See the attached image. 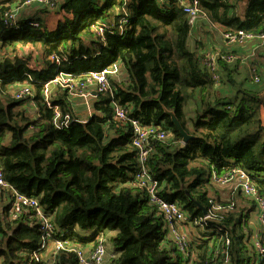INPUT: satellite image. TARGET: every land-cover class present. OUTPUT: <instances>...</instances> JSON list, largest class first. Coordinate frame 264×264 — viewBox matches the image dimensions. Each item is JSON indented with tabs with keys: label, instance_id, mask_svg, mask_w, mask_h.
<instances>
[{
	"label": "trees",
	"instance_id": "16d2710c",
	"mask_svg": "<svg viewBox=\"0 0 264 264\" xmlns=\"http://www.w3.org/2000/svg\"><path fill=\"white\" fill-rule=\"evenodd\" d=\"M25 1L0 0V166L5 181L36 198L58 234L66 233L75 247L106 235L104 264H264L254 243L263 230L256 201L247 199L238 183L231 200L213 184L214 173L243 171L264 199L260 72L241 69L239 56L232 63L220 58L216 80L179 0L164 5L157 0H58L53 10L27 7ZM200 1L203 16L225 31L264 33V0ZM11 11L19 15L8 20ZM53 12L63 17L51 29ZM126 14L130 23L120 35ZM96 21L111 27L113 34L106 33L105 41L92 31ZM228 53L234 54L226 48L221 52ZM116 63L119 76L110 80V92L94 91L88 119L77 109L80 96L61 83L48 93L59 116L46 106L44 84L61 72L83 76ZM25 83L33 94L18 100L15 92ZM117 106L129 120L168 134L166 140L150 137L147 166L160 195L183 208L186 224L195 233L197 226L205 229L189 239L185 250L169 236L147 192L133 185L138 154L130 121L114 116ZM165 110L174 111L184 131L194 136L186 145ZM181 186L215 218L205 219ZM7 193L0 194V264H27L38 250L40 227L31 213L11 218ZM213 204L223 209L212 210ZM51 261L79 264L77 254L65 250Z\"/></svg>",
	"mask_w": 264,
	"mask_h": 264
},
{
	"label": "built area",
	"instance_id": "2783aa9c",
	"mask_svg": "<svg viewBox=\"0 0 264 264\" xmlns=\"http://www.w3.org/2000/svg\"><path fill=\"white\" fill-rule=\"evenodd\" d=\"M161 4L167 3V0H157ZM200 0H189L188 4H184L180 1V7L183 12L188 15L190 23L195 25L197 19L203 16L200 10ZM58 0H27L24 2V6L35 5L37 7H49L52 10L56 8ZM16 11H11L6 14V19L13 20L18 17ZM119 34H123L125 27L129 25L130 21L128 15H124L120 19ZM38 27V24H33ZM92 31L97 38L105 41V34L111 31V27L108 22L96 21L93 25ZM113 34V33H112ZM223 38L225 41V48L230 49L236 45H244L247 41H258L264 44V33L259 35H253L251 33H244L242 31H230L227 30L223 33ZM205 64L208 69L212 72L216 80L220 79L218 75V61L224 60L226 62L232 63L238 60V56L232 53L221 54V52L213 53L209 52L204 55ZM246 60V59H245ZM254 71V70H252ZM119 76V65L116 63L114 65L108 66L97 72L92 71L83 76H76L66 72H61L54 79L46 82L44 84V93L46 106L54 109L55 116H59V109L54 107L48 98L49 88L54 85L63 84L69 89L72 96L77 97H87L93 92L91 87H95V91L99 93H106L111 91L110 80ZM255 82H260V77L255 76ZM33 94L32 87L28 83H25L18 92H15V98L22 100L25 96H31ZM115 118L120 121L126 122L130 121L132 129V145L138 154V172L133 180V185L142 190H145L149 196V201L152 206L158 208L160 214L163 216L168 228L169 236L174 240L175 245H177L181 250H185L188 247V232L186 224L188 221V216L176 202H169L160 195V189L157 180L154 179L151 171L147 166L148 158L151 154V144L150 137L152 135L156 136L160 140H166L168 134L161 131L157 127L146 126L141 124L140 120H129L128 115L125 114L123 109L116 107L114 110ZM58 118V117H57ZM237 179L238 186L243 190L247 199L256 201L257 206H259V216L257 217V222L263 228L261 235L258 234L254 243L256 244V250L260 257L264 258V199L260 196L256 187L253 186L251 180L243 171H235L230 175L217 176L215 173L213 175V181L225 185L232 180ZM11 194L10 200V216L13 220H18L23 214L31 213L36 219L41 232V239L39 241V247L35 252H33L30 260L27 264H52V256L60 253L62 251L74 252L77 254L79 264H104L107 256V247L105 246L106 237L105 235H100L95 241L88 242L82 247H75L72 241L64 234H58V229L53 223L50 216L46 214L45 211L40 207V203L36 198H32L27 194L19 193L10 184H8L3 175L2 168L0 166V194L3 193ZM8 194V193H7ZM219 204H213L212 210H222ZM208 212V216L205 219L215 218V214ZM261 260V259H260Z\"/></svg>",
	"mask_w": 264,
	"mask_h": 264
},
{
	"label": "crops",
	"instance_id": "0c3cea01",
	"mask_svg": "<svg viewBox=\"0 0 264 264\" xmlns=\"http://www.w3.org/2000/svg\"><path fill=\"white\" fill-rule=\"evenodd\" d=\"M184 4H188L189 0H179ZM206 26L205 28V35H206V39L203 42L204 44V49H203V54L205 53H209V52H213V53H218V52H222L225 51V41L223 38V33L225 32V29L218 26L217 24H214L210 19H207L205 16H201L197 19V22L195 24V29L194 31L192 30V33H196L198 32L197 29H200L201 31V27ZM191 33V35H192ZM211 36V37H210ZM195 38V39H194ZM193 41L196 43V40H198L199 38L197 37H192ZM200 40V39H199ZM198 40V42H200ZM194 45V44H192ZM262 45V44H261ZM259 44V42L257 41H248L246 42L245 45H236L231 47L230 50L231 52H233L234 54H236L237 56H239L240 58H242V60L244 59H249V62H243L241 65L240 64V68L243 69V66H248L250 68V70H257L261 74L262 78H264V45L261 46ZM250 57V58H249ZM249 64V65H248ZM93 90L92 94H90L87 97H79V98H75L76 100V106L78 111L80 112V114L83 116L84 120L88 119L90 117V115L92 114V105L94 104V102L96 101V97H95V87H91V91ZM36 111V109L34 110ZM33 111V112H34ZM213 184L215 186H217L218 188L221 189L222 191V195L225 198L229 197V194H232L234 191V188L236 189L237 187V180L234 179L231 182L225 184V185H221L218 183H214ZM234 187V188H233ZM231 192V193H229ZM7 194V193H5ZM7 197V196H6ZM4 201L2 199H0V203L2 204ZM256 215L257 212H253L251 214V219H250V225H254L255 220H256Z\"/></svg>",
	"mask_w": 264,
	"mask_h": 264
},
{
	"label": "rangeland",
	"instance_id": "374dc122",
	"mask_svg": "<svg viewBox=\"0 0 264 264\" xmlns=\"http://www.w3.org/2000/svg\"><path fill=\"white\" fill-rule=\"evenodd\" d=\"M63 17V14L62 13H60V12H53V14H51L50 16H49V19H48V23L50 24V26L52 27L51 29H54L55 27H56V22L59 20V19H61ZM195 25L193 26V31H194V29H195ZM205 28H206V26H204V23H203V26L201 27V31H200V29H197V31L198 32H196V33H192V37H197V38H199L198 40L200 41V42H204L205 41V37H206V35H205ZM211 37V36H210ZM243 61H245L246 63L247 62H249V59H247V60H243ZM249 65V64H248ZM229 193H231V192H229ZM231 196H232V194H229V197H228V199H230L231 198ZM227 199V198H226ZM231 200V199H230ZM230 200H227V201H230ZM198 228H196L195 230L198 232V233H195V231H193V227L192 226H190V228L188 227V226H186V230H187V232H188V241H189V239H190V241L193 239V236H197V234H199V232L200 233H205V229L202 227V226H197ZM109 236H111V234H109ZM105 237H106V235H105ZM190 243V242H189ZM109 256V255H108ZM253 262V261H252ZM253 264H254V262H253Z\"/></svg>",
	"mask_w": 264,
	"mask_h": 264
},
{
	"label": "water",
	"instance_id": "95a60500",
	"mask_svg": "<svg viewBox=\"0 0 264 264\" xmlns=\"http://www.w3.org/2000/svg\"><path fill=\"white\" fill-rule=\"evenodd\" d=\"M169 118L171 120V123L172 125L174 124V126L176 127L178 133H180L181 137H182V144L183 145H186L187 143H189L192 138L194 137L193 135H189L188 133H186L180 123V120L179 118L177 117V114H175L174 111H168V110H165L164 111ZM181 189L184 190L188 196V198L193 202V203H196L197 207H199V209H202L203 210V214H204V217H207L208 216V211L205 207H203L201 204H199V202L194 198H192L190 196V193L188 191V189L184 186H181Z\"/></svg>",
	"mask_w": 264,
	"mask_h": 264
}]
</instances>
